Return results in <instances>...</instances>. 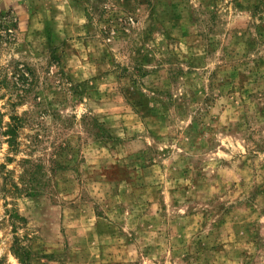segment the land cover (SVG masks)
Listing matches in <instances>:
<instances>
[{
	"label": "rangeland",
	"instance_id": "1",
	"mask_svg": "<svg viewBox=\"0 0 264 264\" xmlns=\"http://www.w3.org/2000/svg\"><path fill=\"white\" fill-rule=\"evenodd\" d=\"M0 264H264V0H0Z\"/></svg>",
	"mask_w": 264,
	"mask_h": 264
},
{
	"label": "trees",
	"instance_id": "2",
	"mask_svg": "<svg viewBox=\"0 0 264 264\" xmlns=\"http://www.w3.org/2000/svg\"><path fill=\"white\" fill-rule=\"evenodd\" d=\"M12 122L8 125L3 135L6 137L7 143L12 151L18 150L19 145V131L21 127V118L19 116H13ZM15 190H19L18 185H14Z\"/></svg>",
	"mask_w": 264,
	"mask_h": 264
}]
</instances>
